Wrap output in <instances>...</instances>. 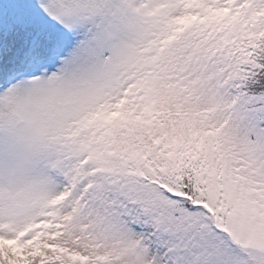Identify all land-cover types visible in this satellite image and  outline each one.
I'll use <instances>...</instances> for the list:
<instances>
[{
    "label": "snow or ice",
    "instance_id": "1",
    "mask_svg": "<svg viewBox=\"0 0 264 264\" xmlns=\"http://www.w3.org/2000/svg\"><path fill=\"white\" fill-rule=\"evenodd\" d=\"M0 264H264V0H0Z\"/></svg>",
    "mask_w": 264,
    "mask_h": 264
}]
</instances>
